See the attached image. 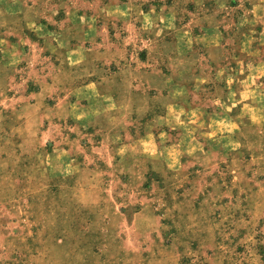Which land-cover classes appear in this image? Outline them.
<instances>
[{
	"label": "rangeland",
	"instance_id": "rangeland-1",
	"mask_svg": "<svg viewBox=\"0 0 264 264\" xmlns=\"http://www.w3.org/2000/svg\"><path fill=\"white\" fill-rule=\"evenodd\" d=\"M0 264H264V0H0Z\"/></svg>",
	"mask_w": 264,
	"mask_h": 264
}]
</instances>
